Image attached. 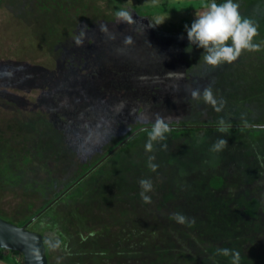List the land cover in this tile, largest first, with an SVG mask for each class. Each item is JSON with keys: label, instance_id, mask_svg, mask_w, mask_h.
I'll use <instances>...</instances> for the list:
<instances>
[{"label": "rangeland", "instance_id": "1", "mask_svg": "<svg viewBox=\"0 0 264 264\" xmlns=\"http://www.w3.org/2000/svg\"><path fill=\"white\" fill-rule=\"evenodd\" d=\"M208 1L0 0L2 218L31 217L157 118L264 125V0H235L259 49L215 67L186 32ZM208 87L220 111L204 101ZM150 131L29 226L48 264H231L224 248L264 264V128L168 129L149 152ZM0 264L18 263L5 252Z\"/></svg>", "mask_w": 264, "mask_h": 264}, {"label": "clouds", "instance_id": "2", "mask_svg": "<svg viewBox=\"0 0 264 264\" xmlns=\"http://www.w3.org/2000/svg\"><path fill=\"white\" fill-rule=\"evenodd\" d=\"M117 15L128 21L133 19L131 13L127 10L119 11ZM186 32L190 44L203 49V59L211 67L222 63H231L241 55L242 51H256L260 47L258 44L253 43V38L257 35L256 25L251 19L241 16L239 5L235 0H224L219 4L216 0H211L207 5V10L199 16H195L191 25L186 26ZM191 94L193 98L199 99L201 97L199 90H194ZM202 95L204 101L211 104L216 111L221 110L218 105L222 106V102L217 101L211 87L206 88ZM167 131L168 125L165 123L164 118H157L145 145L146 150L151 152L153 142L164 140V134ZM220 143L225 144L226 141ZM151 159L154 158L150 157ZM150 167L155 171L157 165L150 164ZM140 186L142 199L145 202H150L151 197L147 193L152 191V182L148 179H142ZM175 218L181 224L186 220V217L179 213L175 214ZM57 246V243L51 244L52 248ZM218 251L225 256H231V264H240L241 255L239 251L227 248Z\"/></svg>", "mask_w": 264, "mask_h": 264}, {"label": "water", "instance_id": "3", "mask_svg": "<svg viewBox=\"0 0 264 264\" xmlns=\"http://www.w3.org/2000/svg\"><path fill=\"white\" fill-rule=\"evenodd\" d=\"M152 126H144L121 141L116 147L103 156L97 163L88 169L82 176H80L69 187L63 190L58 196L50 201L43 209L34 215L25 225L18 226L10 223L0 217V249L15 251L22 255L23 264H48L46 248L43 236L37 232L29 230V226L36 222L55 204L62 200L72 189L80 184L93 171L101 166L107 159H109L115 152L123 147L129 140H131L138 133L151 130ZM239 128H264V125L238 126V125H168V129H184V130H202V129H239Z\"/></svg>", "mask_w": 264, "mask_h": 264}, {"label": "trees", "instance_id": "4", "mask_svg": "<svg viewBox=\"0 0 264 264\" xmlns=\"http://www.w3.org/2000/svg\"><path fill=\"white\" fill-rule=\"evenodd\" d=\"M211 2V0L210 1H208L207 2V5L209 4ZM216 2L219 4V3H222V2H224V0H216ZM191 24H189L188 26H190ZM139 128H141V127H139ZM138 127H135L134 128V130L133 131H131L130 133H128L125 137H123V138H121L120 140H118L116 143H115V145L113 146V147H111L107 152H106V154L109 152V151H111L114 147H116L121 141H123L125 138H127L131 133H133L135 130H137V129H139ZM173 130V129H172ZM176 130H181V129H176ZM136 136V135H135ZM130 141V140H129ZM105 154V155H106ZM98 162V161H97ZM96 162V163H97ZM95 164V163H94ZM93 164V165H94ZM92 165V166H93ZM91 166V167H92ZM91 167H89L88 169H90ZM88 169H86L85 170V172L88 170ZM84 172V173H85ZM58 196V195H57ZM49 203V202H48ZM47 203V204H48ZM46 204V205H47ZM45 205V206H46ZM45 206H43L41 209H43ZM40 209V210H41ZM40 210H38L36 213H34L31 217H29V218H27L26 220H24V221H21V222H15V223H13L11 220H9V219H6V218H3L4 220H6V221H8V222H10V223H13V224H16V225H18V226H23V225H25L34 215H36ZM1 217V216H0ZM2 218V217H1ZM39 220V219H38ZM5 252H7L8 253V255H10V257H12V259H14L15 260V262L16 263H18V264H23V257H22V255L20 254V253H18V252H15V251H6V250H3V249H0V253H5Z\"/></svg>", "mask_w": 264, "mask_h": 264}]
</instances>
